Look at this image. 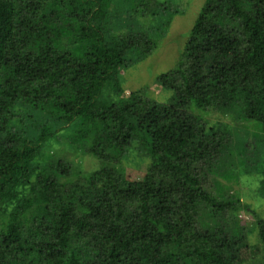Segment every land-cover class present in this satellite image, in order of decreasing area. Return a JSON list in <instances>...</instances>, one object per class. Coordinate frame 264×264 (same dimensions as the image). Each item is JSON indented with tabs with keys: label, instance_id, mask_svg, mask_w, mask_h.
I'll list each match as a JSON object with an SVG mask.
<instances>
[{
	"label": "trees",
	"instance_id": "trees-1",
	"mask_svg": "<svg viewBox=\"0 0 264 264\" xmlns=\"http://www.w3.org/2000/svg\"><path fill=\"white\" fill-rule=\"evenodd\" d=\"M174 1L0 0V264H264V217L210 187L248 166L246 138L207 117L264 134V0H204L154 79L168 101L149 84L126 95L123 70L158 47ZM73 123L69 145L99 167L53 153ZM130 152L147 158L141 179ZM254 169L264 196V162ZM241 212L261 260L241 254Z\"/></svg>",
	"mask_w": 264,
	"mask_h": 264
},
{
	"label": "rangeland",
	"instance_id": "rangeland-1",
	"mask_svg": "<svg viewBox=\"0 0 264 264\" xmlns=\"http://www.w3.org/2000/svg\"><path fill=\"white\" fill-rule=\"evenodd\" d=\"M203 2L204 0H175L173 2V7L179 9L180 13H177L171 21L170 27L159 41L158 47L145 60L123 70V83L126 87V95H129L137 88L149 84L155 98L163 102L168 101L172 92L165 90L164 95L161 96V86L155 84L154 79L157 74L159 75L175 67L184 48L187 33L194 24ZM150 22L151 18L149 17L143 24L145 27H149ZM207 117L211 122L230 125L235 132L234 136L239 135L246 138L247 152L251 156L248 166H246V163L238 165L237 172L229 177H213L210 187H212L215 180L220 181L221 185L219 188L221 192L239 197L243 202L249 203L257 213L264 217V196L260 192L262 175L257 169H254L258 166L261 167L264 162V134L261 133L260 136H256L259 131L252 124L240 122L220 112H211ZM74 126L75 123L60 132V136L63 135L65 139L60 141L59 136L56 135L50 140V144L53 146V153L58 158L67 160L73 168L81 167L84 171H89L99 167L96 158L82 154L69 145V140L66 137L70 135ZM238 158L240 163L245 156L242 153L238 155ZM125 165L129 179L138 180L145 174L147 158L141 152H130ZM248 168H250V172H248ZM70 177L73 178L74 176ZM212 189L217 192L216 186H213ZM239 218L248 236V244L240 253L249 262L261 260L263 252H258L256 255L251 251L252 247L259 242L255 227V217L247 212H241Z\"/></svg>",
	"mask_w": 264,
	"mask_h": 264
}]
</instances>
